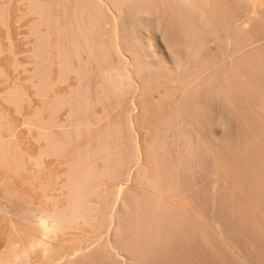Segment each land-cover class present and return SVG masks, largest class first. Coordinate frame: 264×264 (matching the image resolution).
<instances>
[{
  "label": "bare ground",
  "instance_id": "1",
  "mask_svg": "<svg viewBox=\"0 0 264 264\" xmlns=\"http://www.w3.org/2000/svg\"><path fill=\"white\" fill-rule=\"evenodd\" d=\"M263 8L264 0H0V264H131L138 247L125 230L148 244L177 208L163 186L173 174L167 138L177 135L180 160L196 159L209 98L230 100L244 83ZM22 21L29 48L19 58L13 29Z\"/></svg>",
  "mask_w": 264,
  "mask_h": 264
},
{
  "label": "rangeland",
  "instance_id": "2",
  "mask_svg": "<svg viewBox=\"0 0 264 264\" xmlns=\"http://www.w3.org/2000/svg\"><path fill=\"white\" fill-rule=\"evenodd\" d=\"M234 9L236 13L240 12V10ZM60 12L63 13V10H60ZM242 15V19L243 17L246 18L244 16L245 13ZM262 16L264 18V12L262 15L259 14V17L256 16V20L259 19L257 20L258 22L255 19H253V21L255 20L256 22H252V27H254L252 28V30H254L251 31L253 35L252 39H254L253 37H255V39L251 41L253 42L256 40L255 44L256 42L257 44H251L249 48L246 42L245 45L247 47L244 46L246 47L245 49H250L251 52L244 50L252 56L249 55L251 65L249 64L250 61L248 62L249 65H247L250 67L246 66L245 76H241L244 77V79L242 78V80H244V83H242L243 85L240 84L241 77L238 80L235 79L239 81L238 83L234 79H231V81L234 80L235 82H233L235 84H240V86H238V88L235 87L237 90L234 89L231 95L228 93L227 96H231L229 97L230 100L228 97L224 98L223 95V97L219 96L221 98H218V95L217 97L214 96L216 98H209L212 100L210 103L208 102L210 106L207 105L210 109V118L209 115L206 116L209 120L205 119L206 122L204 123L207 124V122L210 121V124L208 122L209 125L205 126L206 129H203V133L200 132L201 135L199 137L202 138L204 144L201 139L198 138V135L195 134L197 137H195V139L193 135V141L196 140L199 149L202 146L201 150L196 148L198 152L196 159L198 158L199 160L193 158L197 163L193 160L190 161L191 159L189 160L187 157L184 160L186 154L184 156L182 155L183 160L179 159L181 154L178 152L180 147L177 149V135L176 137L171 135L167 138L169 144L165 143V153L162 154L163 158H165L164 160H167L165 165L168 167H165L166 169L168 168V172H170L172 168L174 171L172 169L173 174L171 172H165L166 174L168 173L167 175L171 174V176L164 175L167 176V179H164L166 181L163 186H165V189L167 187L170 188V190H168V188L167 190L168 192L170 191V196H173L171 199L174 201L175 205L177 204V210L174 209L177 213L173 210L177 218L174 217V214H171V211V213H169L171 214L170 216L162 219L164 221L162 227H160V224H163V221L160 219V221H162L158 223L160 229H157V224L154 225L156 230H153L154 226L149 227L153 228L150 230H153L154 235H158L152 237L150 233L152 231L148 229L151 237L150 240H152H149L151 242L150 245L149 241L148 244L147 240L144 242L147 238L144 237V239H142L141 236V241L140 238H138L139 235H135L132 225L129 228L133 232H131V230L129 231V229L125 230V232L128 231L126 233L128 238L126 239L128 240L129 237H133L128 241L132 240L133 242L134 240V243L130 241L131 244L134 246L137 245L138 247V249H134V246H132L136 256L134 257L135 259L131 261V264H264V23H260L264 20ZM22 22L21 24L19 22V26L21 25V27L14 25L16 29H13L15 30V35H17L15 37L18 38H15V41L17 40V43L15 42L17 48L19 50L20 47L22 48L18 52V55H21L19 58H23L24 54H27L24 53L23 50L25 51L29 45L24 41L25 39H23L26 32V27L23 25H25L26 22ZM240 22H242V20ZM20 28H25V32ZM246 34L250 35L251 33ZM246 34L245 37L247 36ZM247 38L250 39L251 37L247 36L246 40ZM243 39L245 40V38ZM214 50L215 49H213V51ZM216 51L217 50L213 52L216 54H214L215 56H213L211 52L212 58L218 57V52ZM215 58L214 60H216ZM19 76L21 75L19 74ZM231 78H233V76H231ZM96 79V76H93L90 82V79L87 81L93 91L96 90V85H98V79L97 81ZM237 84L235 86H237ZM241 86L242 88H240ZM224 100H226V102ZM207 113L209 112L207 111ZM208 126H210L209 129L207 128ZM198 131H202L201 128ZM206 132L209 135H206ZM204 133L206 138L204 137ZM23 135L24 137L26 136L25 133ZM169 138H171V140H169ZM203 138L208 139L207 142ZM200 141L204 147L201 144L199 145ZM203 148L206 150H203ZM207 149L211 151L206 153L205 151H207ZM202 151L204 154L201 153ZM177 161L178 163H176ZM174 167H178L181 171ZM166 185L168 186L166 187ZM3 201L5 200L3 199ZM163 226H167L166 229ZM125 228H128V226ZM156 231H158L159 234ZM163 233H165V235ZM131 235L134 236L131 237ZM6 236L7 234L5 237ZM1 237L0 251H4L6 238L2 235ZM136 237L139 239L138 241L136 240L137 242L135 241ZM154 237L156 238V243H153L155 242L153 241ZM160 239L161 241H159ZM156 244L159 249L156 247ZM154 245L155 247L152 248ZM3 251H1V253ZM136 251H138L137 254L135 253ZM142 257L145 259L143 260ZM136 259L139 262H137ZM102 260L97 263L112 264L110 263L112 261L108 262V260L105 259L107 262L105 260V262H102Z\"/></svg>",
  "mask_w": 264,
  "mask_h": 264
}]
</instances>
